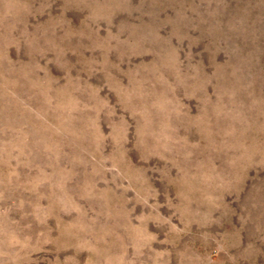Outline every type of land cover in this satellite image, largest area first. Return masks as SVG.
Returning a JSON list of instances; mask_svg holds the SVG:
<instances>
[{"label":"rangeland","instance_id":"374dc122","mask_svg":"<svg viewBox=\"0 0 264 264\" xmlns=\"http://www.w3.org/2000/svg\"><path fill=\"white\" fill-rule=\"evenodd\" d=\"M0 264H264V0H0Z\"/></svg>","mask_w":264,"mask_h":264}]
</instances>
